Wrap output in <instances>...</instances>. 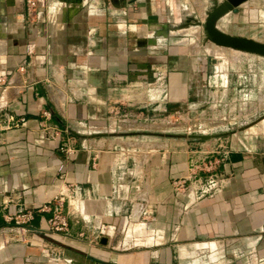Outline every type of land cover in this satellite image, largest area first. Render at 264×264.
<instances>
[{
	"label": "crops",
	"instance_id": "1",
	"mask_svg": "<svg viewBox=\"0 0 264 264\" xmlns=\"http://www.w3.org/2000/svg\"><path fill=\"white\" fill-rule=\"evenodd\" d=\"M188 5L57 0L44 27L27 21L25 0H0V264H164L174 249L192 263L264 264L263 134L240 127L148 151L114 139L139 130L103 131L136 103L143 114L218 85L221 63L169 41ZM208 159L212 170H192ZM210 174L219 185L201 194ZM60 201L68 227L52 232ZM29 209L25 224L3 216ZM53 234L75 251L54 246Z\"/></svg>",
	"mask_w": 264,
	"mask_h": 264
},
{
	"label": "rangeland",
	"instance_id": "2",
	"mask_svg": "<svg viewBox=\"0 0 264 264\" xmlns=\"http://www.w3.org/2000/svg\"><path fill=\"white\" fill-rule=\"evenodd\" d=\"M187 1L191 4V6H188L192 11L189 16L185 17L184 21H187L186 19H190L193 22L194 20H205L207 11L211 8L213 1ZM249 9L252 10L249 11L251 16L248 15ZM261 15L264 16V0H247L239 5L236 10L223 15L219 19L218 24L226 32L252 37L264 42V17ZM174 28L179 29L173 32H180L169 36V38L171 37L169 41L178 40V44H184L186 54L198 53L201 56H205L207 62H211V59H214L222 64L218 68L219 73L222 74V77L220 76L218 80V85L216 87L208 85L201 96L192 100H185L181 104H171V107L163 106L161 109H155L154 103H151L153 105L149 106L148 111H144L143 114L139 113L136 115L137 110H139L137 106L140 105V103H136L129 107L131 109L126 114H118V116L110 119L103 131H127L125 135L133 134L130 132L134 130H139L140 132L148 131L150 132L148 134L114 137L115 140L128 144H137V148H143L148 151L155 148L158 143L164 144L172 141L170 138L160 136L162 133L210 134L229 132L227 135H231L234 131H239L240 127H244V130H252L264 135V57L229 48L219 51L218 53H221L219 55L208 46H198L202 44L201 41L204 37L199 24L190 23L186 26L181 24ZM208 43L210 42L208 41ZM125 93L118 102H127L126 97H131L130 94H143L142 89ZM156 95L154 94V96ZM152 132H157L158 134ZM106 140L109 142L113 138L106 137ZM143 231V229L136 228V232ZM53 236L62 240L60 242L53 241L54 246H57L60 250L75 251L74 248L65 244L63 238L57 237L56 234H53ZM141 247H144V245ZM86 250L90 252L89 249ZM75 255L80 258L79 255ZM178 256L179 251L174 249L173 257L170 258L171 260L168 263L164 264H185L187 261L194 259L182 260ZM215 261V258L210 261V258L205 257L199 263L215 264ZM71 264L78 263L71 261ZM99 264H106V262ZM150 264H160V262L154 259ZM190 264L198 263H192L191 261Z\"/></svg>",
	"mask_w": 264,
	"mask_h": 264
},
{
	"label": "water",
	"instance_id": "3",
	"mask_svg": "<svg viewBox=\"0 0 264 264\" xmlns=\"http://www.w3.org/2000/svg\"><path fill=\"white\" fill-rule=\"evenodd\" d=\"M213 4L211 8L207 11V15L205 20L203 21H195L190 19H186L182 26H186L190 23L199 24L202 28L203 35L205 37V41H210L211 43H215L220 46H224L227 48L240 50L244 52H250L254 54H258L264 57V42L258 41L252 37L237 35L233 33L226 32L225 30L218 27L217 22L219 19L223 17L228 12H232L236 10V8L244 3L247 0H212ZM76 135H79L76 132H73ZM135 134L134 132H130ZM138 134H148L150 132H136ZM157 133V132H152ZM229 132H217V133H192V134H181V133H162L160 136H165L166 138H196V139H210V138H218L227 135ZM122 134H126V132H122ZM158 134V133H157ZM97 261H102L100 258H95ZM121 264L116 262H106V264Z\"/></svg>",
	"mask_w": 264,
	"mask_h": 264
},
{
	"label": "built area",
	"instance_id": "4",
	"mask_svg": "<svg viewBox=\"0 0 264 264\" xmlns=\"http://www.w3.org/2000/svg\"><path fill=\"white\" fill-rule=\"evenodd\" d=\"M57 1V0H56ZM55 0H25V15L27 18V21L30 23H35L38 22V20L43 19L42 23L44 27L47 26V16L49 13L52 11L53 4L56 2ZM21 70L24 69L23 66L20 67ZM45 116H50L49 111H44L43 112ZM25 118L20 117L17 120V123H24ZM14 123V118L9 117L7 119L6 126L9 127L11 124ZM56 134H58V131L56 130ZM215 160L213 159H208L204 160L201 164H196L192 167V170H197V169H205V170H212L214 167ZM193 173V172H192ZM219 185V180L218 177H216L213 174H210L208 176V179L206 182L202 185L201 187V194H206L210 193L213 190H215ZM62 199L59 198V200ZM62 203L63 201H60L58 204L57 211L54 213L52 218L49 219V228L52 232H59V231H65L67 230L68 227V221L66 216L62 213ZM2 213L0 209V214ZM4 218L6 221L11 222L14 221L17 224H25L27 223L28 220L32 218V211L29 209L26 212H14V213H4L3 214ZM100 234L103 233V230H100Z\"/></svg>",
	"mask_w": 264,
	"mask_h": 264
},
{
	"label": "bare ground",
	"instance_id": "5",
	"mask_svg": "<svg viewBox=\"0 0 264 264\" xmlns=\"http://www.w3.org/2000/svg\"><path fill=\"white\" fill-rule=\"evenodd\" d=\"M219 21V20H218ZM217 25H218V22H217ZM219 27V26H218ZM220 28V27H219ZM222 29V28H221ZM215 44V43H214ZM220 46V45H219ZM224 47V46H223Z\"/></svg>",
	"mask_w": 264,
	"mask_h": 264
}]
</instances>
